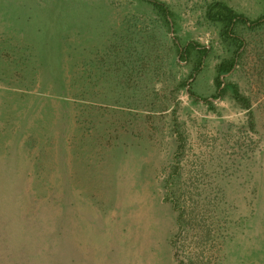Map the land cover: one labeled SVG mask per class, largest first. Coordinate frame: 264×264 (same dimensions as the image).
<instances>
[{"label": "rangeland", "instance_id": "obj_1", "mask_svg": "<svg viewBox=\"0 0 264 264\" xmlns=\"http://www.w3.org/2000/svg\"><path fill=\"white\" fill-rule=\"evenodd\" d=\"M157 1L0 0V264H264V0Z\"/></svg>", "mask_w": 264, "mask_h": 264}, {"label": "trees", "instance_id": "obj_2", "mask_svg": "<svg viewBox=\"0 0 264 264\" xmlns=\"http://www.w3.org/2000/svg\"><path fill=\"white\" fill-rule=\"evenodd\" d=\"M144 1H146L147 3L155 7V9L159 12V14H161L167 21H169V19L172 17V14L168 6L164 2H160L157 0H144ZM207 17L212 22L221 23L223 26L222 34L228 38H235L233 37L234 35L233 27L237 24L249 23V24L256 25L257 23H259V20L251 22L246 16L238 13L236 10L228 6L226 3L220 2V1L214 2L209 5L208 10H207ZM236 41L238 42L237 44L238 48H242L244 45L243 41H240L238 39H236ZM195 47L196 46L193 44H189L188 46H186L184 50H181V58H186L191 48H195ZM207 52L208 51L205 48H203L202 50L200 49L199 53L201 54V58H204ZM235 65H236V60L235 58H232L230 60L223 61L217 67V76L215 79V83H216V88L218 90V93L213 98L214 99L221 98L223 97L224 94H226L231 89L233 98L237 102H239L241 105H243L244 108L249 109L250 101L245 96H243L238 86L234 84L233 85L224 84L223 77L231 73ZM200 68H201V63L198 66H196L195 74L200 70ZM191 77L193 78L194 74H192ZM185 85L186 84H184L183 86L185 87ZM189 94L191 95V97H196V95L193 92H191V90H189ZM201 99L205 102H208L209 104H212V102H209L208 100H205L203 98ZM173 203L175 206L176 205L178 206V202H176L175 199L173 200ZM183 222L184 221L182 220V218H180L179 224H182Z\"/></svg>", "mask_w": 264, "mask_h": 264}]
</instances>
